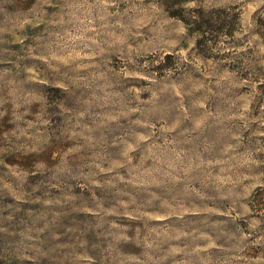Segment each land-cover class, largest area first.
<instances>
[{
    "label": "rangeland",
    "instance_id": "374dc122",
    "mask_svg": "<svg viewBox=\"0 0 264 264\" xmlns=\"http://www.w3.org/2000/svg\"><path fill=\"white\" fill-rule=\"evenodd\" d=\"M0 264H264V0H0Z\"/></svg>",
    "mask_w": 264,
    "mask_h": 264
}]
</instances>
